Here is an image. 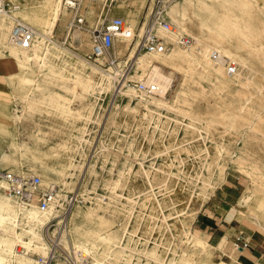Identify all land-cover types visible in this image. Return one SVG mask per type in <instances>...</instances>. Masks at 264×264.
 <instances>
[{
  "label": "rangeland",
  "instance_id": "1",
  "mask_svg": "<svg viewBox=\"0 0 264 264\" xmlns=\"http://www.w3.org/2000/svg\"><path fill=\"white\" fill-rule=\"evenodd\" d=\"M11 1L19 3L21 7L25 0ZM26 1L38 5L43 2ZM131 1L135 0L115 1L116 5L123 7L125 14L122 15L129 21L134 18L130 10ZM98 2L83 1L82 12L90 26H100L104 19L97 14ZM172 5L176 10H170L169 7L168 14L175 26L188 28L197 5L187 0H178ZM180 6H184L183 9ZM15 11L8 14H14ZM61 12L57 27L50 35L56 41L52 43L51 50L60 51V54L48 57L57 71L47 76V79L58 77V69L65 67L83 76L97 68L100 74L95 75V80L85 91L72 75L62 79L63 83L44 81L43 87L56 89L68 97L79 94L73 98L72 104L78 114L67 119L58 115L60 110L56 107L42 104L29 119L12 121L11 112L17 105L10 99H1V137L6 141L12 140L14 144L26 141L44 151H51L65 140L76 145L72 154L76 166L70 169L66 184L60 186L61 191L65 197L69 195L67 198L74 205L80 203L84 211L91 206L108 217L114 215V222H110L107 227L118 233L125 228L132 232L138 227L137 234L146 237L148 244L141 245L137 243V237L128 239L126 236L124 244L131 248L136 245L143 248L140 258L137 254L127 255L131 260L126 264H147V250L156 242L160 251L168 248L180 250V220L190 215L201 202L205 205L210 198L212 202L227 199L228 204L219 206L232 211L236 215L235 221L243 222L252 229H263L264 205L259 207L258 203L261 198L264 199V185L256 190V195L251 196V193L257 184L264 182V61L259 56L264 49L248 52L251 41H244L243 34H231L228 47L237 49L242 46L238 50L246 55L249 62V66H241L242 74L239 77H228L224 69V75H219L217 79L211 70L203 71L198 65L193 71L164 65V72L172 74L171 86L166 92V100L170 105H158L152 101L145 104L140 101L142 98L159 95L141 92L133 83V80L147 82L149 75L148 69L130 57V51L134 46L137 47L139 39L132 40L130 45L118 39L112 52L115 62L100 65L85 57V53L90 50L88 27L68 30L72 14L64 7ZM201 31L205 36L211 33L206 27ZM74 32H80L88 40L84 44L72 40ZM255 33L261 37L256 40L257 43L264 40L260 29ZM139 54L151 55L141 48ZM241 58L238 55L233 59L240 62ZM110 65L118 74L116 78L110 77L109 82ZM3 67L0 75L4 73ZM41 75L40 71L32 74L34 77ZM139 75H143L144 79H140ZM1 82L0 78V85ZM9 89L7 87L5 90ZM241 105L246 106V109L241 111ZM206 110L208 114L204 113ZM231 110L236 112L232 113ZM87 114L91 116L89 121ZM205 119L215 122L206 125ZM37 123L41 124L40 131ZM191 123L192 126L189 125ZM56 128L63 131H51ZM63 157L68 158V155ZM228 190L229 194L225 196ZM241 196H245L246 202H238ZM253 213L258 214L260 222L250 219ZM166 222L170 223V227ZM66 223L64 221L60 225L62 231ZM193 223L190 224V230L197 235ZM244 224H240V229L249 232L250 229ZM64 238L63 235L57 241L58 245H53V248L59 249L60 255L48 258L45 264H67L64 258L67 251L75 255L74 250L67 247ZM210 243L218 248L214 252L213 264L222 259L231 264L236 259L243 264H251L248 261L253 259L252 254L235 250L233 238L229 237L223 245ZM127 254L131 252L128 250ZM80 255L93 260L91 254L80 252ZM193 258L195 263H203L207 259L203 253L195 254ZM39 260L44 261L43 258ZM114 260L110 258L108 264H116Z\"/></svg>",
  "mask_w": 264,
  "mask_h": 264
},
{
  "label": "bare ground",
  "instance_id": "2",
  "mask_svg": "<svg viewBox=\"0 0 264 264\" xmlns=\"http://www.w3.org/2000/svg\"><path fill=\"white\" fill-rule=\"evenodd\" d=\"M187 1L189 3L190 1L194 2L197 9L193 10L190 26L184 28L180 25L177 29L186 30L193 39L189 49L185 50L178 47L173 48L169 53H151L150 56H140L139 42L137 47L134 46L130 51V57L135 63L137 62L140 66L148 69L149 75L146 80L155 85L153 92L159 95V97L149 95V98H142L140 101L145 104L152 101L158 105L160 103L170 105L169 101L166 100V92L171 86L172 74L164 72V65L185 67L188 71L195 70L198 65L203 71L211 70L212 74L219 79V75H224L223 68L215 65L210 56L211 51L217 50L232 58L240 55V58L242 57L239 62L240 65L249 66L246 55H242L238 50L242 46L237 49L228 47L227 42L231 34H243L244 41H251L248 44V52L264 49V40L257 43L256 40L261 37L255 33L260 29L264 34V0ZM61 2L62 0H43L38 5V3L29 4V1L25 0L14 14H0V60L4 61L6 66L3 75L0 76L2 81L0 101L1 99H10L11 102L16 103L17 106L11 112L12 121L29 119L34 110L42 104L59 109L58 115L64 119L78 114L76 108L72 107L73 98H76L78 93H75L74 97H68L56 89L43 87L44 81L63 83L62 79L72 75L75 81L80 82V86L85 91L90 87L93 79L95 80V75L100 74V70L97 68L83 76L65 67L58 69V77L47 79V76L57 71L55 64L48 61V57L51 54L55 56L60 54V51L51 50L52 43L56 41L50 35L54 32L60 13H62ZM169 7L170 10H176L174 5L171 6L170 4ZM182 7L184 6H180V8ZM17 21L33 27L36 26L34 38L27 47L15 43L11 38L12 27ZM86 22L89 23L87 20ZM139 25L138 30L141 34L142 22ZM130 27L136 29L133 25ZM204 27L211 32L207 36L201 31ZM72 40H78L84 44L88 39L80 32H74ZM88 41L90 42V38ZM120 42L130 45L132 39L120 38ZM260 55L264 61V52ZM108 70L110 71L107 81L110 82V77L116 78L118 72L111 65ZM37 71L43 75L40 77L32 76ZM240 74L242 73L237 76L239 77ZM139 78L144 79L143 75H139ZM221 84H224V81H221ZM7 87L10 89L5 90ZM240 109L242 111L246 109V106L241 105ZM230 112L234 113L236 110ZM204 113L208 114V110ZM86 117L87 121L91 118L90 114H87ZM196 118L200 117L197 116ZM204 121H206V125L215 122L210 119ZM189 125L192 126V123ZM36 126L40 131L41 124L37 123ZM57 130L63 131L60 128L51 131L56 132ZM75 146V144L65 140L51 151H44L43 148L32 146L26 141L14 144L12 140L6 141L0 135V165L2 167L9 168L14 172L28 170L31 175L40 177V186L45 187L53 183L57 191L54 202L56 205L53 206L52 204L51 209L46 212H40L35 205L21 209L15 197L0 192V264H45L46 259L60 255L59 249L53 248V245H58L57 241L63 235L67 238H64L67 247L72 248L75 255L79 256L80 252L85 253V255H93V264H108L110 258H114L116 264H126L131 260L130 257L127 258V255L133 256V254H137L140 258L143 252L140 245L131 248L124 244L126 236L128 239L137 237V243L139 242L141 245L148 244L146 237L142 238L137 234L138 227L132 232H128L125 228L121 233H118L107 227L110 222H114V215L108 217L91 206H88V209L84 211L80 203H76L66 211L64 207L66 197L60 186L66 184L70 169L76 166V162L72 158ZM65 154L68 155V158L63 157ZM263 185L264 182L261 185L257 184L251 196L256 195V190ZM208 196L207 194L206 200ZM246 200L245 196L238 198V202H246ZM203 205L204 202H201L198 207L190 212V215H186L180 220V227L178 228L182 235V248L180 250L168 248L165 251H160L159 244L156 242L151 249L147 250V264H213L214 252L218 248L190 230V224L194 222ZM263 205L264 199L261 198L258 206L262 207ZM102 210L105 211L106 209L103 207ZM166 217L164 216V218ZM249 217L260 222L257 213H253ZM64 221L67 223L62 231L60 225ZM68 223H70L69 226ZM166 223L170 227V223ZM128 250L131 254H127ZM202 253L206 255L207 259L203 263H195L193 255ZM39 258H43L44 261L39 260ZM216 264L231 263L222 259ZM233 264L243 263L236 259Z\"/></svg>",
  "mask_w": 264,
  "mask_h": 264
},
{
  "label": "built area",
  "instance_id": "3",
  "mask_svg": "<svg viewBox=\"0 0 264 264\" xmlns=\"http://www.w3.org/2000/svg\"><path fill=\"white\" fill-rule=\"evenodd\" d=\"M83 1L62 0V6L72 14L67 27L68 30L88 27L91 44L90 50L85 53V57L89 61L98 62L103 66L114 63L116 59L113 57L112 52L117 40L120 38L125 40L139 39L141 50L147 53H169L174 47L187 50L193 43V39L188 33L177 29L168 14L170 4L178 0H149L142 21L141 29L143 30L141 34L138 29H132L122 16L104 18L100 26H90L82 12ZM19 7V3L11 0H0V14L10 13ZM34 34V27L17 21L12 27L11 38L15 43L27 47L32 42ZM210 56L216 65L224 69L228 77H235L240 73L241 65L232 57L217 50L211 51ZM133 83L141 92L154 91V85L145 81L133 80ZM40 181L39 176L31 175L28 170L14 172L0 165V192L15 197L21 209L35 205L40 212H46L51 209L52 204L53 206L56 205L54 203L57 194L56 187L54 185L42 187ZM67 197L64 207H72L74 203ZM232 245L235 250L240 251L249 246V240L244 238L242 234H238ZM64 258L67 264H93L90 258L78 257L69 251H67V256H64Z\"/></svg>",
  "mask_w": 264,
  "mask_h": 264
},
{
  "label": "crops",
  "instance_id": "4",
  "mask_svg": "<svg viewBox=\"0 0 264 264\" xmlns=\"http://www.w3.org/2000/svg\"><path fill=\"white\" fill-rule=\"evenodd\" d=\"M115 1L116 0H99L97 9L98 16H103V18H109L112 16L124 17L122 15L125 14L123 7L121 5H116ZM131 2L132 3H130V5H132L130 6V10L132 11L134 18L130 19L131 21H129L126 17L124 18L130 26L133 25L136 29H138L140 26L139 24L143 21L145 16L149 0H135ZM2 63L4 64V67ZM1 66L5 68V62L2 60H0V72ZM228 194L229 190L225 196ZM223 203L228 204L229 201L227 199H220L218 202H212V198H210L206 202L193 223V227L194 230L197 231V235L209 242L212 241L216 242L218 245H223L229 237L234 240L238 234H242L244 238L249 240V246L242 249V253L248 251L253 256V259L249 260L248 263L264 264V228L252 229L243 222L235 221L236 215L232 211H227L223 207L221 208L219 206ZM240 224L247 226V228L250 229L249 232H245L240 229ZM231 230L233 231L230 235L229 232Z\"/></svg>",
  "mask_w": 264,
  "mask_h": 264
}]
</instances>
